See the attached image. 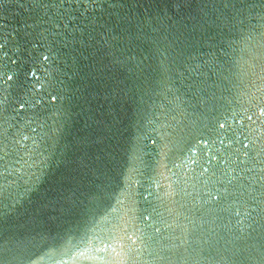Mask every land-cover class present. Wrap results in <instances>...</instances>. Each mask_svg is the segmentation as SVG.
Here are the masks:
<instances>
[{"label":"water","instance_id":"water-1","mask_svg":"<svg viewBox=\"0 0 264 264\" xmlns=\"http://www.w3.org/2000/svg\"><path fill=\"white\" fill-rule=\"evenodd\" d=\"M0 264H264V0H0Z\"/></svg>","mask_w":264,"mask_h":264}]
</instances>
